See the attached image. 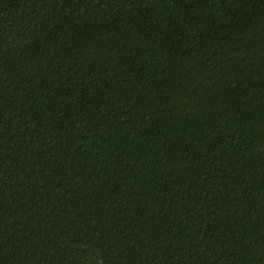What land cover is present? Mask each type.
I'll list each match as a JSON object with an SVG mask.
<instances>
[{
	"label": "trees",
	"instance_id": "obj_1",
	"mask_svg": "<svg viewBox=\"0 0 264 264\" xmlns=\"http://www.w3.org/2000/svg\"><path fill=\"white\" fill-rule=\"evenodd\" d=\"M0 264H264V0H0Z\"/></svg>",
	"mask_w": 264,
	"mask_h": 264
}]
</instances>
